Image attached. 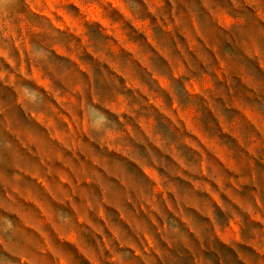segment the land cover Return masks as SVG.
Masks as SVG:
<instances>
[{
	"label": "rangeland",
	"instance_id": "1",
	"mask_svg": "<svg viewBox=\"0 0 264 264\" xmlns=\"http://www.w3.org/2000/svg\"><path fill=\"white\" fill-rule=\"evenodd\" d=\"M0 264H264V0H6Z\"/></svg>",
	"mask_w": 264,
	"mask_h": 264
},
{
	"label": "clouds",
	"instance_id": "2",
	"mask_svg": "<svg viewBox=\"0 0 264 264\" xmlns=\"http://www.w3.org/2000/svg\"><path fill=\"white\" fill-rule=\"evenodd\" d=\"M5 2L6 0H0V6H2Z\"/></svg>",
	"mask_w": 264,
	"mask_h": 264
},
{
	"label": "crops",
	"instance_id": "3",
	"mask_svg": "<svg viewBox=\"0 0 264 264\" xmlns=\"http://www.w3.org/2000/svg\"><path fill=\"white\" fill-rule=\"evenodd\" d=\"M105 240H106V238L105 237H102V242L105 241Z\"/></svg>",
	"mask_w": 264,
	"mask_h": 264
}]
</instances>
